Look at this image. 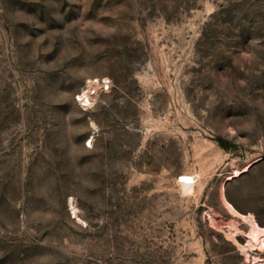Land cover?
<instances>
[{"label": "rangeland", "instance_id": "obj_1", "mask_svg": "<svg viewBox=\"0 0 264 264\" xmlns=\"http://www.w3.org/2000/svg\"><path fill=\"white\" fill-rule=\"evenodd\" d=\"M250 162L264 228V0H0V264H254Z\"/></svg>", "mask_w": 264, "mask_h": 264}, {"label": "bare ground", "instance_id": "obj_2", "mask_svg": "<svg viewBox=\"0 0 264 264\" xmlns=\"http://www.w3.org/2000/svg\"><path fill=\"white\" fill-rule=\"evenodd\" d=\"M79 99H81V101L85 104V106L91 105L92 104V97L90 96L89 92L87 90H83L80 94H79ZM255 162H250L248 163L245 167H243V169L241 170H235L232 176H229L222 184L220 187V196L221 199L223 201V205L224 207L227 209V211L234 215V216H238L239 218H241L243 221L249 222L250 225V229L249 231L246 233L247 236V243L246 245L242 246L240 245L237 240H236V233L237 231H233L230 232V237H231V241L235 242L238 247L244 252V255L246 258L250 259L254 264H262L263 260L260 256H249L247 254L248 249L257 246L258 248H262L264 246V228H261L260 226L257 225V223L255 222L253 216L251 214L248 215H242L240 214L225 198L224 195V183L227 180H230L232 177H236L239 176L242 172L247 171V169ZM178 183H179V187H180V192L181 195L187 197L190 196L194 193L195 191V186L197 184V180H196V176L192 175V174H182L180 179H178ZM71 208V207H70ZM73 210V207L71 208ZM72 213H75L74 210ZM212 217V216H210ZM210 220H212L210 218ZM232 222V221H231ZM231 226V225H230ZM227 230V229H226ZM231 230V229H230ZM240 234V231L239 233ZM229 236V235H228Z\"/></svg>", "mask_w": 264, "mask_h": 264}, {"label": "built area", "instance_id": "obj_3", "mask_svg": "<svg viewBox=\"0 0 264 264\" xmlns=\"http://www.w3.org/2000/svg\"><path fill=\"white\" fill-rule=\"evenodd\" d=\"M89 90H87L88 92L90 91L91 92V94H92V91H91V89L93 88V87H95V88H97V90L99 91V92H104V91H107L108 89H109V84H110V82H109V80H107V79H94V80H90L89 82ZM77 101L79 102V104H80V106L81 107H87V106H85V104L81 101V99H79V97H77Z\"/></svg>", "mask_w": 264, "mask_h": 264}]
</instances>
